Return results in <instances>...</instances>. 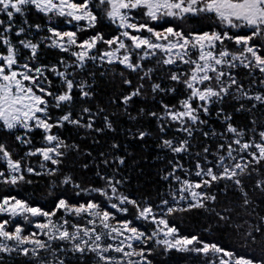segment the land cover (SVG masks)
Listing matches in <instances>:
<instances>
[{
  "label": "snow or ice",
  "instance_id": "1",
  "mask_svg": "<svg viewBox=\"0 0 264 264\" xmlns=\"http://www.w3.org/2000/svg\"><path fill=\"white\" fill-rule=\"evenodd\" d=\"M0 163V264H264V0H0Z\"/></svg>",
  "mask_w": 264,
  "mask_h": 264
},
{
  "label": "trees",
  "instance_id": "2",
  "mask_svg": "<svg viewBox=\"0 0 264 264\" xmlns=\"http://www.w3.org/2000/svg\"><path fill=\"white\" fill-rule=\"evenodd\" d=\"M29 18L35 23V22H43L47 23V18L44 14L42 13H37L35 9H32L29 12ZM169 20V19H168ZM173 24L184 28L185 30L191 29H199V30H207L208 24L199 20V19H190V20H170ZM151 24H156L157 22H152L149 21ZM163 23V22H161ZM164 26H167L166 24ZM99 29L103 30L105 33L112 32L114 33L116 30V27L110 23H102L99 25ZM38 33L37 35H39ZM90 34V33H88ZM101 48L104 47L103 44L100 45ZM59 51L57 49H52V48H41L40 50V62L43 63H49V62H54L58 56H59ZM25 56L27 55V52L24 54ZM159 59V57H157ZM146 66H156V61L154 59L149 58V60L146 62ZM160 71L157 72V76L160 75V72H166L168 71L167 66H159ZM123 70L122 65L116 64L114 66V69L112 67L107 68V73L105 77L102 79L101 83V88L103 92V99L107 100L108 95L111 94L114 90H120L121 88V81L119 78V73L120 71ZM172 70H175L173 68ZM99 72H104L105 68H99ZM114 78V79H113ZM133 82L135 83V76H132ZM175 103V100L172 101ZM260 109H257V115H259ZM213 120L215 119L213 115ZM246 120V117H236V122L238 123H244ZM219 128V125H217ZM67 134V133H65ZM38 135V134H37ZM22 154V153H21ZM155 154V153H154ZM33 163L38 160V157H33L31 158ZM71 157L69 158V161L66 162V166L64 168V171H70L74 170L77 177H80L81 173L79 172L78 169H73V166L71 164ZM148 164L151 166L152 171H155L156 168V163L154 161H149ZM0 166H3L2 163H0ZM255 167V166H253ZM34 181H36L38 178L36 177H31ZM259 175L255 172L252 173V177L246 181L249 190L251 191L252 184L254 183L255 179H258ZM0 190H2V186H0ZM10 194H19L21 196L27 194L28 196L34 197L37 201L40 203L44 204L47 200H50V196L48 193V189L45 187L43 180L41 179L39 183H34L32 185H24L22 187V190L17 192L15 188H10L9 189ZM154 195V193H152ZM238 193H232V196H236ZM174 222H176L182 232L184 234H187L189 232L196 233V232H201L203 234V229L208 227L207 222L205 221L204 217L201 215H197L196 213H190V214H181L177 213L175 217H173ZM215 238L220 239L222 243L228 242L230 243L231 241L228 240L226 241L223 234L221 233H214L213 234ZM206 238H212V237H206ZM157 259L161 260H168L170 261V264H201L202 256L198 255L194 252L188 253V252H176L175 250H170V255L167 257H157Z\"/></svg>",
  "mask_w": 264,
  "mask_h": 264
},
{
  "label": "rangeland",
  "instance_id": "3",
  "mask_svg": "<svg viewBox=\"0 0 264 264\" xmlns=\"http://www.w3.org/2000/svg\"><path fill=\"white\" fill-rule=\"evenodd\" d=\"M167 19H169V20H177V21H179L178 19H175V18H171V17H169V18H167ZM149 22V21H148ZM153 22V21H152ZM155 22V21H154ZM115 26V25H114ZM116 27V26H115ZM246 71V70H245Z\"/></svg>",
  "mask_w": 264,
  "mask_h": 264
}]
</instances>
